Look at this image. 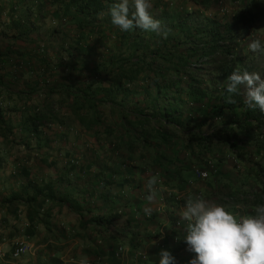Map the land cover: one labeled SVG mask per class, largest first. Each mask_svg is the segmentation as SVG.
<instances>
[{
    "label": "trees",
    "instance_id": "trees-1",
    "mask_svg": "<svg viewBox=\"0 0 264 264\" xmlns=\"http://www.w3.org/2000/svg\"><path fill=\"white\" fill-rule=\"evenodd\" d=\"M173 1L163 7L159 5L163 3L161 1L156 4V9L161 11L158 20L162 22V28L170 29L167 39L152 31L135 27L122 31L114 25L110 9L119 0H0L1 5L8 2L12 32L9 35L2 30L0 34L23 41L32 40L33 34L56 36L58 42L47 40L50 52L38 42H32L36 45L35 50L41 53L30 58L36 56L46 71L60 64L73 72L70 81L63 86L70 96L67 107L73 114L74 123L95 136L98 144L106 139L113 150H125L130 154L140 147L154 150V156L165 157L168 152L169 155L174 153L178 155L173 159L176 163H185L194 157L193 164L209 173L207 178H200L205 180L203 190L194 188L187 179L195 197L207 196L213 202L227 206L228 211H238V218L243 214L255 215V207L264 204V112L258 107L245 105L242 87L239 93L232 95L235 103H228L226 81L237 68L241 73L252 70L253 62L242 55L246 48L242 43L264 20V3L260 0H230L234 6L232 12L217 17L192 9L202 0H190L192 3H186L190 7L175 5ZM215 1L221 4L226 0ZM51 15L59 17L54 26L46 25L43 20ZM39 20L41 24H37ZM54 50L57 55L72 60L54 59L51 54ZM7 54L26 57L24 53L12 50H7ZM3 55L1 50L0 57ZM4 79L0 73V92L8 86ZM44 84L49 98L44 104L31 105V111H25L18 125L24 133L20 138L15 135L16 126L13 127V122L6 118L0 105L3 143L24 146L32 154V160L40 164L49 163L53 143L60 141L62 133L74 130L76 137L80 134L79 129L73 128L74 123L60 135L53 127H44L46 123L55 126L68 124L61 115L63 100L51 98L60 88L46 81ZM33 92L39 93V90ZM184 106L190 110L188 113H185ZM167 127L175 128L176 133ZM186 153L190 156H185ZM59 157L63 158L68 169L79 165L75 156ZM5 161L0 155V166ZM27 162L28 159L17 164V176L25 178L20 190L9 185L6 177L0 176V202L8 209L15 203L16 206L24 205L29 230L35 233L36 225L42 223L50 236L45 235L43 241H60L62 233L53 223L50 207L52 209L55 201H59V206L68 201L64 194L59 196L60 190L55 184L40 185L32 177ZM186 201L183 200L184 205ZM69 204L79 212L84 229L81 237L86 246L93 244L97 248L95 254L99 262L106 256L114 262L119 261L124 251L117 255V249L126 246L127 237L131 238L128 245L132 257L129 260L134 262L143 246L147 248L146 257L139 256L135 264H159L161 249L169 250L176 260L178 247L186 244L183 238L188 221L173 216L174 212L165 219L167 232L165 238H161L160 234L151 232L142 235L130 219L112 212L116 207L113 204L108 216L89 215V208L86 209L88 214L84 215V205L78 202ZM239 204L244 207H237ZM157 216V213L149 214L148 220L155 226L157 224L159 230L162 219ZM91 225L93 227L89 228ZM97 236L101 242L97 241ZM155 238L159 239L156 244H150ZM47 247L48 261L41 258L45 250L42 249L37 262L64 264L60 251L52 247V242Z\"/></svg>",
    "mask_w": 264,
    "mask_h": 264
},
{
    "label": "crops",
    "instance_id": "crops-1",
    "mask_svg": "<svg viewBox=\"0 0 264 264\" xmlns=\"http://www.w3.org/2000/svg\"><path fill=\"white\" fill-rule=\"evenodd\" d=\"M0 7L2 9L0 13V24L2 25L0 26V32L4 30L5 33L10 35L12 32L7 13L9 10L8 2H5ZM58 18V15H51V18L45 17L43 20H46V25L54 26L58 23ZM37 24H41V21L39 20ZM31 39L24 41L14 40L11 37L0 34V51L2 50L5 54L0 57V73L4 75V80L8 83V86L0 92V105L5 112L6 118L13 122V127L16 126L14 127V132L20 138L24 133L19 129L18 125L23 120L25 111H31V105L44 104L49 98L48 91H44V83L45 81L54 83L58 85L60 91L52 95L51 98L53 100H63L64 107H61V115L65 116V122L68 123L67 125H56L53 127L57 135H60L62 131L64 132L70 128L71 123L75 122L72 118L73 114L71 110L67 107L70 96L63 89V86L70 81L73 72L65 69L60 64H55L51 69L46 71L38 63L36 56L30 58L35 53H41L35 50L36 45L33 43L38 42L41 47L50 52V49H47V40L50 39L58 42L56 36L33 34ZM7 50L17 51V53L22 52L26 57L8 56ZM57 53L56 50L51 52L56 60L61 59L64 62L72 60V58L69 59L65 55H57ZM35 89L39 90V93L33 92ZM18 92L23 94L19 95ZM29 93L31 94L30 97L27 96ZM75 127L80 130L79 136L76 137L74 130L73 132L67 130L66 133H62L63 137L60 138L59 136L60 141L55 145L53 143L54 150L50 152L52 156L48 158L49 163L46 164L35 163L31 158L33 157L32 154L24 146H6L0 137V155L6 160L0 166V176L6 177L8 184L10 183L9 185L12 184L17 191L20 190L25 183V178L17 176V173H19L18 162L28 159L27 166L31 167L32 177L40 185L46 183L55 184L57 189L61 191H59V196L61 197L64 194V198L68 201L63 206H59L57 204L59 201H55L51 205L52 209L50 207L53 223L58 226V230H61L62 239L60 238V241L59 239H50L47 242L40 241L36 245V250H42L40 248L48 250L47 245L49 242H52V247L57 248L56 250H59L60 254L65 248L70 251L78 248L82 250V256L84 254L88 261L92 260L98 264H108L106 262L107 256L103 257L100 262L97 260V255L95 254V249L97 248L93 244L86 246L85 239L82 237L81 244L83 243V246L79 247L77 243H71L68 247L64 246L69 244L68 241L67 243L65 241L71 234L81 236V232L84 231L79 212L73 209L69 202L81 203L85 206L82 208L84 215L87 213L86 209L89 208L91 210L89 215L94 216H108L113 204L116 207L112 212H117L116 215L121 216L123 219H130L133 226L139 227L137 230H140L142 235L146 236L145 232H151L154 235L160 234L161 238H165L164 233L167 232L166 226L168 223L165 219L171 217L173 212L175 213L173 216H180L182 218L181 213L185 209L183 200H187L190 196L195 197V192L187 184V179L190 180V171L196 174L194 170L204 168L193 164L195 163L194 157H191V160H187L185 163H176L173 159L178 155L174 153L169 155L168 151H166L168 154L166 153L165 157L160 154L153 157L149 155L145 157V151L143 154L139 153L143 150L142 147L136 149L133 154L126 153L125 150H113L112 147L108 146L106 139L100 145L97 143L95 136L85 132L76 123L73 125V128ZM44 132H49V130ZM82 142L84 146L91 145V148L85 146V149L81 145ZM80 155L84 160L80 165L72 169L65 167L63 158L59 157H81ZM183 155H180V157ZM185 156L189 157L190 155L186 153ZM157 174L159 181L156 186L157 194L150 202L147 200V196L150 194L147 188V181L150 177ZM191 182L194 184V188L201 190L198 187V184L202 185L200 181ZM1 184L0 182V187H2ZM214 190L213 188L212 191ZM108 193L111 194L108 195ZM206 199L209 202H213L207 196ZM155 213H157L158 219H162L159 222V225H161L159 230L156 229L157 224L155 226L154 222L149 223L148 220L149 214ZM236 213L238 214V211ZM144 221L145 223H143ZM92 227L91 225L89 228ZM143 227L144 229H142ZM36 228H41L44 236L50 237L47 228L42 223L36 225ZM146 229L147 231H145ZM176 229L178 228L176 227ZM96 239H98V242H101L100 237L97 236ZM157 240L159 239H152L150 244L155 245ZM112 262L113 260L109 261V264H112Z\"/></svg>",
    "mask_w": 264,
    "mask_h": 264
},
{
    "label": "clouds",
    "instance_id": "clouds-1",
    "mask_svg": "<svg viewBox=\"0 0 264 264\" xmlns=\"http://www.w3.org/2000/svg\"><path fill=\"white\" fill-rule=\"evenodd\" d=\"M151 7V0H119L110 9L112 23L122 31L135 27L167 39L170 29L162 28V22L150 14ZM248 49L264 54V42L254 38ZM241 86L245 105L264 112V79L260 73L234 70L226 81L228 103H235L232 95L239 93ZM158 182V174L147 181L150 202L157 194ZM254 211L255 215L237 218L225 205L209 202L202 196H190L181 213L182 219L188 221L183 239L188 251L196 254L190 264H264V204L257 205ZM159 256V264H174L175 257L169 250L161 249ZM80 264H88L87 257Z\"/></svg>",
    "mask_w": 264,
    "mask_h": 264
},
{
    "label": "rangeland",
    "instance_id": "rangeland-1",
    "mask_svg": "<svg viewBox=\"0 0 264 264\" xmlns=\"http://www.w3.org/2000/svg\"><path fill=\"white\" fill-rule=\"evenodd\" d=\"M159 1L163 2V3L159 4L160 7H163L164 5H166V3L170 4V2H169L170 0H151L152 7L149 9L150 10L149 12L155 19H158V16L161 13V11L159 9L158 10L156 9V7H158V6H156V4ZM260 1H261V3H264V0H260ZM173 2H175V5H181V6H185L188 3H192L190 0H174ZM187 6H189V5H187ZM192 9L195 11L197 10L199 13H205L206 15L211 14V15H214L217 17H221L224 13H226L227 15L229 13H231L232 10L234 9V6L230 2V0L223 1L221 4L216 2L215 0H212V1L202 0L201 4L193 5ZM0 17H1V14H0ZM0 26H2V25L0 24ZM261 28H264V20L257 24V29H261ZM254 38H261L262 42H264V30H257V31L255 30L250 36H248V38L242 43V45H244V47H246L244 49V51H242V55H246L247 59L251 63L253 62L252 70H249L248 72H250V73L258 72V73H260L261 78H262V77H264V54L253 53L248 49V44ZM241 87H242V89H244L243 86H241ZM183 109H185V113H188L190 111L188 109V107H186V106H184ZM174 129L175 128H173V127L168 128V130H170L171 132L176 133V131ZM209 129H211V127ZM79 133H80V130H79ZM177 133H179V132H177ZM179 135H182V134L179 133ZM176 140L178 142L179 138L177 137ZM177 142L174 141V143H177ZM81 145L84 146L83 142L81 143ZM86 147L91 148V145L86 146ZM86 147H85V149H86ZM143 152H144L145 157H148V155L150 157H153L154 153H155V151L150 149V148H148L147 150H145V148H143V150L140 151L139 153L143 154ZM79 153H81V152H79ZM75 157L78 158L79 156H75ZM78 159H79L78 161H79V165H80V163L84 159L82 158V156L79 157ZM151 168H153V167H151ZM190 173H191L190 174V181H193V182H199L200 181L202 185L198 184V187L203 190L205 180L203 181L200 178H198L197 175L193 171H190ZM204 199H206V198H204ZM16 205H17L16 203L12 204L11 208L8 209L7 205H2L0 202V248L2 249V253H3L2 255L0 254V264H39L37 262V260L39 258L38 255H39L40 250L39 249L36 250V245L40 241L42 242L44 237H45L43 234V230L41 228H37L36 233L33 234V232L31 230H29V228H28L30 226V224L28 223V221L26 219V212L25 211L27 208L22 204H18V206H16ZM237 206H239V208L244 207L241 204H239ZM230 212L236 214V216H237V213L235 211H233L232 209H230ZM247 213H248V211H247ZM243 216H246V215L243 214ZM178 227H179V225H178ZM130 239L131 238L127 237L125 240V243H127V244L124 247V252H123L124 256L122 258H120L119 261H117V260L115 262L113 261L112 264H135L136 263V260H138L139 256H135L134 262L131 259L129 260V258L132 257L131 246H130V244L128 245V242L130 241ZM67 241L69 242V244H66L64 246L68 247L71 243H77L79 245V247L83 246V243L81 244V241H82L81 236H78L77 234H72L65 241V243H67ZM21 243H24V245L27 246V248L29 250H27L25 253H23L22 255H20L18 257H14L13 251ZM40 249H45V250H43L41 258L43 260L46 259L48 261V258L50 257L49 256L50 253L48 252V250H46V248H40ZM128 249H130V250H128ZM140 251H141V253L144 254L147 251V248L146 247L144 248V246H143V248ZM81 252H82V250H79L78 248L77 249L74 248L72 251L65 248V250L61 251L60 257H62V259H63L62 261L64 262V264H80L81 259L86 257V256H84V254L82 256ZM177 252H178V254H177L178 258L174 261L175 264L176 263L177 264L178 263L190 264L191 259H193L196 255L194 252L188 251L187 244H183L182 246H179ZM113 254L115 255V253H113ZM111 260H112L111 258H107L106 262L109 264V261H111ZM88 264H98V263L93 262L92 260L91 261L89 260Z\"/></svg>",
    "mask_w": 264,
    "mask_h": 264
},
{
    "label": "built area",
    "instance_id": "built-area-1",
    "mask_svg": "<svg viewBox=\"0 0 264 264\" xmlns=\"http://www.w3.org/2000/svg\"><path fill=\"white\" fill-rule=\"evenodd\" d=\"M55 126V124H53V123H50V124H45V128H51V127H54ZM196 174H197V176L199 177V178H201V179H205V178H207L208 177V171L207 170H204V169H196ZM239 207V206H238ZM27 250H29L28 248H27V246H25L24 245V243H21L14 251H13V256L14 257H18V256H20V255H22L23 253H25ZM124 251V247H119V249H118V251H117V255H118V253H122ZM0 254L2 255L3 253H2V249L0 248ZM139 256H142L143 258H145L146 257V255L145 254H143V253H139Z\"/></svg>",
    "mask_w": 264,
    "mask_h": 264
}]
</instances>
